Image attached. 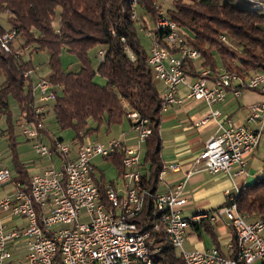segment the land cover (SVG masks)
<instances>
[{"label": "trees", "instance_id": "16d2710c", "mask_svg": "<svg viewBox=\"0 0 264 264\" xmlns=\"http://www.w3.org/2000/svg\"><path fill=\"white\" fill-rule=\"evenodd\" d=\"M132 1L0 0V36L10 30L17 31L11 44L12 52L0 45V72L5 78L0 84V113L11 117L9 99L13 97L18 102L21 119L42 122L45 126L46 112L52 107L58 129L72 130L75 133L72 143L76 145L98 134L102 128L110 132L125 119L131 121L129 111H137L149 120L152 128L145 141L142 164H149L150 168L143 175V184L157 191L164 166L161 137L164 97L149 63L152 39L147 37L150 41L147 47L140 30H152L153 39L177 54L178 48L168 41L166 33L156 29L159 11L163 9L166 17L178 25L188 44L202 53L199 60H188L184 64L189 78L200 79L201 72L208 69L205 77L210 82L216 81L223 70L248 79L264 72V8L253 7L254 4L246 0L242 3L138 0V18H133ZM167 2L170 6L166 8ZM43 50L51 53L52 73L48 78L39 77L53 83L56 97L45 105L47 111L38 113L33 84L24 73L36 70L31 58ZM100 50H105V56L95 67L94 59L99 58ZM18 51L22 54L17 55ZM64 51L77 57L81 65L79 71L63 69L61 56ZM27 54L30 59L25 58ZM98 75L105 79V84L97 81ZM39 131L50 136L45 127ZM12 147L14 180L20 182V188L29 190L31 174L16 153L15 139ZM126 148L122 143L115 152L104 157L113 163L118 178L126 171ZM95 177L101 191L107 184L116 185L117 182L109 180L101 170ZM237 202L239 212L248 216L249 221L264 219V175L253 184L243 186ZM156 220L153 207H150L145 208L139 222L147 229L154 226ZM189 228L199 239L206 233L222 255L232 256L222 248L215 222L205 219ZM151 238L153 264H186L179 249L167 241L164 232L154 230Z\"/></svg>", "mask_w": 264, "mask_h": 264}, {"label": "built area", "instance_id": "2783aa9c", "mask_svg": "<svg viewBox=\"0 0 264 264\" xmlns=\"http://www.w3.org/2000/svg\"><path fill=\"white\" fill-rule=\"evenodd\" d=\"M251 1L253 7L264 8L261 0ZM138 7V0H133V18H138ZM156 29L164 31L168 41L178 48L177 54H172L152 38V30L145 32L152 39L149 63L154 68L156 80L163 82L165 87L164 111L170 105L184 101L179 94V86L183 83L189 85L190 98L204 101L209 107L203 124L219 116V111L212 106L223 101L228 91L237 97L243 90H257L262 94L263 100L252 106L248 124L218 122L216 134L206 142L195 161L196 170L223 173L232 180L247 174L246 156L258 147L264 133V72L243 79L237 73L223 70L216 81L210 82L205 77L209 71L205 69L200 79L188 83L184 64L188 60H199L202 53L188 44L178 25L166 17L163 9L159 11ZM16 34V30H10L0 36V45L5 51L12 52L11 44ZM20 53L18 51L17 55ZM98 56L103 59L105 50H100ZM24 75L33 84L36 110L43 113L45 105L56 97L54 85L50 80L40 78L36 70H28ZM128 117L141 140L146 141L152 133L149 120L134 110L129 111ZM21 126L40 156L58 154L62 164L33 175L29 190L18 186L13 193L0 199V264H14L9 261L7 242L20 237L29 240L26 264H153L150 246L154 230L165 233L167 241L179 249L186 264H264V219L250 222L248 216L239 212V188L227 190L226 203L214 212L201 211L187 216L186 181L167 193L150 190L143 184L139 148L136 147L126 148V171L119 182L107 184L105 190H100L95 182L93 159L115 152L124 143L122 138L105 143L85 139L79 143L74 155L72 142L56 138L54 146H48L40 140L39 129L44 128L42 122L22 118ZM167 168L177 170L179 164L167 166L160 179ZM11 180V171L7 167L1 168L0 186ZM150 207H153L157 223L146 229L139 219L145 208ZM84 208L90 221L83 223L80 212ZM3 215L25 217L29 223L23 230L7 232ZM205 219L229 222L236 237V242L228 245L232 256L222 255L217 247L193 250L185 247L187 229Z\"/></svg>", "mask_w": 264, "mask_h": 264}, {"label": "crops", "instance_id": "0c3cea01", "mask_svg": "<svg viewBox=\"0 0 264 264\" xmlns=\"http://www.w3.org/2000/svg\"><path fill=\"white\" fill-rule=\"evenodd\" d=\"M195 80L196 79L188 77L187 82L192 83ZM158 82L159 86L164 87L163 82ZM189 92V85L187 83L181 84L179 86V94L184 101L181 104L170 105L164 114V119L161 125V137L163 143L162 158L164 161V166L161 172L167 166L173 164H179V168L177 170L167 168L166 172L162 175V179H160V172L159 185L157 189V192L167 193L170 190L174 189L181 182L186 181L184 187V195L186 198H188V202L185 207V214L187 216H191L201 211L214 212L226 203L227 190L234 191L236 187L241 189L245 185L253 184L255 178L258 179V177L264 175V133L261 136L258 147L246 156V161L248 162L246 167L247 174L237 176L232 180V178L223 173H211L207 170L195 169L196 158L201 154L206 142L216 134L218 129V122L226 125L230 121L236 123L237 125L248 124V117L251 113L252 106L255 103L263 100L262 94L257 90H243L242 94L237 97L233 92L228 91L223 101L216 102L212 106L214 110L219 111V116L215 120L212 119L209 122L203 124L202 120L209 111V107L204 101L190 98ZM252 126L256 127V124H252ZM44 127L47 128L46 125ZM49 133L50 136L44 134V132L40 133V140L48 146H52L54 143L53 141H55L56 138L64 140L55 132L49 131ZM117 138H122L126 147H130L129 142H135L136 140L137 143L135 144H137V148H139L141 162L140 169L142 172V176L148 173L150 165L142 164L144 162L145 149L143 148V145H145V141L141 140L138 132L135 135L123 132L122 134L111 137L108 140L96 142L105 143ZM45 139H49L50 143H45ZM27 140L32 141L29 138ZM31 145L35 153H37L35 150L34 142ZM78 145L79 144H73L74 155L78 150ZM37 155L40 156L38 153ZM55 155H57L58 157L55 158ZM40 158H45V156H40ZM49 158V164L47 165V167H45L41 171L32 173L31 177L33 176V174L35 175L44 173L45 170L50 168L48 166H61L62 159L58 154H54ZM98 158L100 160H105V158L103 157ZM98 158L96 157L95 160ZM95 160L94 163L96 165V170L98 171V163ZM25 164L27 165L28 169L31 166H42L37 165V163L34 162L29 163V161H25ZM4 167H7L11 171L12 180L0 186V188L10 186V191L8 193H13L17 189L20 182H16L14 180L16 174L13 171V168H10V166H6L3 163V159H1L0 155V169ZM119 180H117V182H119ZM2 197L3 196H0V198ZM6 217H9L5 222V225H7V232H11L15 229L23 230L29 223L28 219L25 217L14 216L16 218L15 220L10 218L11 216H5V218ZM12 220H14L13 223L11 225H8V223H11ZM256 220L257 219H251L250 222H254ZM215 223L217 225L216 229L217 233H219V239L221 237H224L227 241V245L224 247L220 239L222 248L225 249V251H229L228 245L234 241L235 237L233 229L231 228L229 222H227L226 220L219 219ZM187 241L192 245L197 246L196 249L215 247L214 245H212L211 247H206L205 243L202 240H200L195 234L191 233L190 228L187 229L186 242ZM7 249L10 252L9 261L13 262L14 264H20L18 259L21 256V252L24 251L26 264V256L29 252L28 237L10 239L7 242Z\"/></svg>", "mask_w": 264, "mask_h": 264}, {"label": "rangeland", "instance_id": "374dc122", "mask_svg": "<svg viewBox=\"0 0 264 264\" xmlns=\"http://www.w3.org/2000/svg\"><path fill=\"white\" fill-rule=\"evenodd\" d=\"M231 1L235 3L243 2V0H231ZM246 1L253 3L251 0H246ZM165 5H166V8L170 6L168 2L165 3ZM140 34H141L140 36L142 37L144 44L147 47L150 46V41L147 38L145 31L140 30ZM50 56H51V53L48 50H43V51L36 52L32 56V58L29 54H27L25 58L32 59L33 65L35 66L38 76L48 78L49 75L52 73V69L50 67ZM61 59H62V66L65 71H79L81 69L80 62L75 55H72L69 52L64 51L61 56ZM99 60L100 58L94 59L95 67L98 66ZM4 79H5L4 76L0 72V84L4 81ZM96 79L99 83L105 84V79H103L99 75L97 76ZM159 88H160L161 94H163L165 91L164 87L159 86ZM9 104H10V110H11V117L7 114L0 113V155H1V159H3V163L6 166H10V168H13V171H14V164H13L14 150L12 147V140L15 139L16 153L22 162L25 163V161H29V163L34 162V163H37V165H42V166H31L28 169L29 173L32 174L36 171H41L45 167H47V165L49 164V160H48L49 157L40 158V156H38L37 153H35L31 145L33 142L27 140L28 138L26 135L23 134L22 126L19 124V119H21V111H20L18 102L13 97H10ZM47 108H46V111H47ZM12 123H13V126H11ZM45 125L49 131L55 132L59 136H61L64 139V142H70L74 138L75 133L72 130L61 131L58 129V126L56 123L55 112L52 109V107H49L48 111L46 112ZM134 130L135 129L132 128V122L129 121L128 119H125L122 125L115 126L110 132H107L106 129L102 128L98 134L88 137V141L90 140L105 141L116 135L118 136L119 134H122L123 132L135 135L138 131L136 130L134 131ZM138 135H139V132H138ZM49 139H45L44 142L49 144L50 143ZM135 143H137L136 140L135 142H131V143L129 142V146L137 148V144ZM143 148L145 149V145H143ZM54 157L57 158L58 156L55 155ZM95 158L93 159V161L95 160ZM95 161L98 163L97 165L98 169L101 171H104L108 179H116V180L120 179L117 177V170L111 161L100 160L99 158L96 159ZM48 167H51V166H48ZM56 167H59V166H56ZM255 181H256V178L253 182ZM9 191H10V186L5 187V188H0V196H3L2 198L8 196L9 194H11V192L8 193ZM7 218L9 217L5 218V216L3 215V219H5V222ZM10 218L14 220L16 219L15 217H10ZM14 220H12L11 223H8V225H11ZM89 221H90L89 213L84 208L80 212V222L84 223V222H89ZM220 239H221L223 246L225 247L227 245L226 238L221 237ZM200 240H202L205 243L206 247H211L213 245V241L211 240L210 236L207 235L206 233L203 234V237ZM185 243H186L185 247L188 250L197 248V246L192 245L188 241ZM24 254H25L24 251H22L21 256L18 259L20 264H25Z\"/></svg>", "mask_w": 264, "mask_h": 264}]
</instances>
